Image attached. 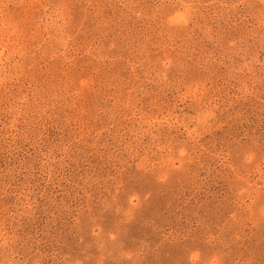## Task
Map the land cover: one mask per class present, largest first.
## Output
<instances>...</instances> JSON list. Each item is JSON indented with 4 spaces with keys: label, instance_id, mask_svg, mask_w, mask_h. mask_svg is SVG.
<instances>
[{
    "label": "rangeland",
    "instance_id": "obj_1",
    "mask_svg": "<svg viewBox=\"0 0 264 264\" xmlns=\"http://www.w3.org/2000/svg\"><path fill=\"white\" fill-rule=\"evenodd\" d=\"M0 264H264V0H0Z\"/></svg>",
    "mask_w": 264,
    "mask_h": 264
}]
</instances>
